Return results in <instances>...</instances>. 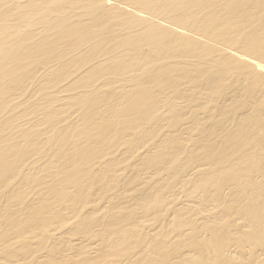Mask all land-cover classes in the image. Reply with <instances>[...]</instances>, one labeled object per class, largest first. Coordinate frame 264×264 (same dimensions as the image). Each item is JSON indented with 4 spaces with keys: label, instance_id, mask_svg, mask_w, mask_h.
<instances>
[{
    "label": "bare ground",
    "instance_id": "obj_1",
    "mask_svg": "<svg viewBox=\"0 0 264 264\" xmlns=\"http://www.w3.org/2000/svg\"><path fill=\"white\" fill-rule=\"evenodd\" d=\"M84 7L89 9L86 18L79 11ZM9 11L13 14L5 16ZM31 26L37 28L31 32ZM230 34L234 38L227 42ZM113 39L119 40L124 55L134 59L123 64L116 48L105 50ZM235 42L240 44L238 51L230 47ZM145 50L152 61L173 55L179 60L145 71L149 60ZM39 55L38 61L47 64L41 67L43 77L37 79L27 63ZM99 57L103 58L94 64L96 70L83 76L87 81L82 85L94 81L101 70L127 81V88L79 92L75 102L83 108L78 119L66 117V106L60 101L74 96H46V105L31 102L41 83L40 93L55 85L67 92L70 71ZM226 75L236 78L227 84L223 82ZM187 82H200L202 90L214 92L195 99L196 104L203 99L216 104L211 114L205 108L203 115L194 110L195 95L185 89ZM74 89L80 88L74 85ZM169 92L174 94L171 99ZM181 98L179 106L175 99ZM232 99L238 107L227 121L224 112ZM215 110V126L198 130L205 128L201 121L211 118ZM31 114L54 131L50 141L43 137V128H35L32 121L37 120ZM5 121L9 125L0 126V203L18 187L15 178L26 177L39 185L48 180L49 191L64 205L88 201L92 195L84 188L100 183L104 173L118 177L119 188L99 214L102 218L85 219L83 223H91L74 230L77 235L94 223L107 225L105 248L123 257L110 264H264V163L257 169L252 166L255 153L262 152L264 161V138L257 135L264 130V0H3L0 124ZM192 121L199 127L194 129ZM185 135L190 144L181 143ZM211 139L225 143L226 149L218 152L220 144ZM54 142L61 164L43 166L47 177L35 175L40 159L33 156H44ZM74 144L80 149L65 150ZM230 145L248 147L245 155L254 152L246 163H233L227 157ZM203 147L210 148V161L219 164L220 171L201 161L197 151ZM102 154L109 157L93 163ZM50 155L55 158L53 152ZM119 157L127 158V163L131 160L128 171H113ZM44 205L25 222L15 215L8 217L16 236L50 209ZM162 205L167 207L162 219L170 224L168 232L162 223L149 224L160 216ZM89 206V214L98 209V204ZM15 211L10 202L7 213ZM57 230H49L46 248L56 247L65 236ZM7 237L0 232V242ZM69 241L73 248L88 242L84 237ZM93 248L91 254L100 253L102 259L116 254L100 245ZM35 252L26 243L19 255L3 264H25L30 257L31 264H39ZM50 263L92 264L90 259Z\"/></svg>",
    "mask_w": 264,
    "mask_h": 264
},
{
    "label": "rangeland",
    "instance_id": "obj_2",
    "mask_svg": "<svg viewBox=\"0 0 264 264\" xmlns=\"http://www.w3.org/2000/svg\"><path fill=\"white\" fill-rule=\"evenodd\" d=\"M0 2H3V0H1ZM79 11H81V15L85 18L87 17V14L89 13V9L86 7L79 9ZM11 14H13V11L7 12L5 16L11 15ZM35 28L37 27L31 26V32H33ZM116 28L118 30H121V26H118ZM226 38L228 42L230 38H234V34L226 35ZM120 45L121 44L118 39H113L109 41V43L105 47V50H111V49L116 48L117 49L116 54L120 56V62L123 64H127L131 61V59H134V56L129 57V56L124 55L122 53V50L118 48V46ZM230 47L238 51L240 49L239 48L240 44L238 42H235L231 44ZM59 51L61 52V49H59ZM144 54H146V56L149 58V55H150L149 51L145 50ZM39 57L41 56L40 55L36 56L32 58L31 61L29 60L27 63V65L31 66L32 70L35 69V77L37 79H39L40 77H43L41 67L47 64V62L40 63L38 61ZM102 58L103 57H99L93 60L90 59L87 65L78 67L77 70L72 69L69 73L70 76L68 77L69 85L68 86L66 85L67 92L62 91L60 86L55 85L53 88L40 93L38 89L40 88L42 83L37 88L35 87V84L33 85L31 83V86L33 85L35 87L34 94L31 95V102H36L37 104L46 105L45 100H43V97H46V96H50L53 98L63 97L65 95L74 96L71 100H60V101L62 104L66 106V109L64 110L66 117L72 116L78 119L79 116H76L78 113H80L78 110L83 108V106L78 108L79 105L77 104V102H75L78 98L77 97L78 94H80L79 92H83V91H86L87 89H90L94 91L95 93L99 94L100 92L107 93L111 90H122V89L127 88V81L120 80V77L110 75L109 73H105L104 71H101V70H97L98 74H95L93 76L94 81L87 82L84 85H82V82L87 81V78L84 79L83 76L92 70H96V69H93L94 64ZM209 59H210V56H209ZM172 60L177 61L179 60V58L177 57V55H173V57H168L164 60L152 61V59L149 58L147 64L144 67V70L151 71V69L154 68L155 66L164 65L165 63H170L168 61H172ZM65 62H67V59L64 60V63ZM62 63H63V60H62ZM209 63H211V61H209ZM170 64H173V63H170ZM178 71L179 73H181L180 70ZM114 74H117V73H114ZM174 77H178V75H174ZM232 78H236V76L226 75L224 76L225 80L223 82L227 84L232 83L231 81ZM182 81L186 82V80H183V79ZM74 85L78 86L80 89H74ZM183 85H186L185 89L189 90L188 93H192L191 95H195L193 102H195V99L198 98L200 94H203L204 97H210L214 95V92H207L205 90H202L200 86V82H195V83L187 82V83H183ZM175 88L182 89L179 85H176ZM173 96L174 94L172 92H169L167 97L171 99L173 98ZM188 97H191V96H188ZM186 99L188 98L186 97ZM175 100L178 101L179 106L182 105L183 103L182 98L175 99ZM69 102H71V106L69 105ZM198 102L199 103L197 104L196 102L192 103V105L194 106V110H197L198 113H200L201 115L204 114V111H205L203 110L204 108L207 110L208 112L207 114H211L210 111L213 109L214 106H216V104H214L213 102L206 101L204 99ZM227 105L231 107L230 108L228 107V112L227 113L224 112V114L228 115L227 121H229L230 115L233 114L235 111L233 110V108L235 109L236 107H238V104H236V102L232 99L230 100V103H227ZM31 117H35V115L31 114ZM35 118H36L35 120L37 121L35 122L32 121L33 123L36 124L35 128H43L44 131H46L43 134V137L45 138V140L50 141L51 136L54 135V131L51 128H49L47 124L42 122L41 117L36 116ZM60 118L61 120L65 119V118H62L61 116ZM214 119H216V110L213 112L211 118H205L204 120L201 121V123L205 122L204 124L205 128L198 129V130L203 132L207 128L214 127L216 124L214 122ZM73 120L74 119L70 120L71 123ZM32 122H31V127L33 125ZM193 122L194 121H192L191 124L194 129L199 127V125L194 126ZM62 124L63 123L60 122L59 126H61ZM5 125H9V121H5L2 124H0L1 127H4ZM69 125L70 124H68V126ZM257 135L258 137L264 138V130L257 133ZM188 139H189V136L185 135L184 138L181 140V143L190 144V141ZM20 140H24V138H20ZM210 142L220 144L219 146H217L218 152H221L224 149H226L225 143L223 142L221 143V141H217V139H211ZM142 144H144L143 141L140 144H138L137 148H139V146H141ZM79 149L80 147L77 144H74L72 148L70 149L65 148V150L69 153L73 150H79ZM247 149L249 148L248 147L239 148V147L230 145L228 147L227 157H229L230 162H233V163L239 160H241V162L243 163H246L249 155L254 152L253 150H251L249 151L247 155H245V153L247 152ZM57 150H58V146L54 142L51 144L50 149L46 151V153H44V156H42L41 153L35 154L33 156L35 159H40L39 167H37L38 171L33 172L35 173V175H41V176L47 177L48 172L46 170L41 169L43 166H46V165L48 166L49 164L57 163V162L59 163V165L61 164V161L59 162L60 158L57 153ZM209 150L210 148L203 147L202 149L197 151L199 157L201 158V161L210 163L213 167L212 171H220L219 164H214L210 161V156L208 154ZM51 152L55 154V158L52 155H50ZM261 154L262 152H258V154L256 153L254 154V159L252 161V166H255L254 169L259 168L264 163V161L260 159ZM105 157H109V155L102 154L100 156H97L94 158L93 163L96 162L95 164H97ZM126 161H127V158L125 160H122L121 157L117 158L116 163L118 164L115 165V169L113 171L118 172L123 168H126L128 171L129 170L128 164L131 162V160L129 163H127ZM86 166L87 165H85L84 167ZM54 167L58 170L56 166ZM113 174L114 173L106 172L103 174L102 181L100 183H94L84 188L85 190L87 189L89 191V194L91 193L92 195V197L89 198L88 200L89 201L88 204H87L88 201H85L84 199L83 200L78 199V200H75L74 202H69L64 205H60L61 200L59 199V197L54 192L49 191L48 185L50 182L48 180H45L41 185H39L38 183H34L33 181L28 182L26 177H22L20 179L15 178V180H18V185H17L18 187L14 191L9 192L7 198L3 199L0 203V232H4V234L7 233L8 237L10 233V241H6L8 240V237H7L4 241L0 242V263L3 264L9 261V258L12 255H19L22 249L25 248L26 243H28L31 246V248L34 251H36L35 252V255H37L36 260L39 261V264H51L50 262L53 260L59 261L62 259H66L68 263H81L87 259L88 260L90 259L92 264H101V263L110 264L111 262H116V260L123 259L122 255H117V254H120L118 253V251H115L113 248H105L106 243L108 241V238L104 236L107 225L94 223L93 225H91V229L86 230L87 234L79 232L77 235H75L77 232H74L75 229H78L80 231L83 230L82 226L85 224L91 223L93 217H95L96 215H98V218H102L99 214L102 212L103 209L106 208L105 205L109 201L111 193L115 189L119 188L118 177H116V175L112 177L111 175ZM30 175L31 173L28 176ZM187 187L191 190L195 188V187H192V185H188ZM124 189H128V187ZM22 191L25 193L24 196L22 195ZM69 191L70 193L71 192L73 193L74 189H70ZM133 193L135 192L133 191ZM10 202L16 211L7 213V205ZM46 203L50 205V209L42 212L41 215L38 216L37 218L38 222L31 224V228L26 229L24 233L16 236L15 230L13 229V224L8 219V217L10 215H15V216H18L21 221L25 222L28 220V216L30 213H31V216L37 213V211H39L42 207H44L45 206L44 204ZM92 204H95V205L98 204V209L96 210V212H92L89 214L90 212L89 205H92ZM65 205H69L70 208L63 207ZM166 210H167V207L162 205V208L160 210L161 212L160 216L156 220H152L149 224L154 226L155 224L162 223L163 225L161 227L165 231L168 232L170 228V224H164L163 223L164 220L162 219L163 216L166 214ZM20 214L24 216L21 217ZM88 214L90 216L85 217ZM57 216H61L63 219H57L56 218ZM85 219L86 221H91V222L83 223ZM105 219H108L107 216L105 217ZM70 227H74L72 231L69 230ZM50 229L52 230L50 231V233H52L53 231L57 229L63 230L65 232V236L63 235V239L60 241H57V245L54 248H46V237L48 236V232ZM139 231H140V228L137 225V232ZM81 237H84L85 239H87L88 242L83 243L80 246H77V248H73L69 240H73V239H77ZM98 245H100L102 248H105V250L108 253H116V254L111 255V257H109L108 259L107 258L102 259L100 257V253L98 255H96L97 253L91 254L92 250L94 249L93 247L98 246ZM132 249L134 250V248ZM138 250H139L138 248H135L134 251H138ZM40 255L44 256V259ZM24 263L31 264V257L28 259L26 258Z\"/></svg>",
    "mask_w": 264,
    "mask_h": 264
}]
</instances>
